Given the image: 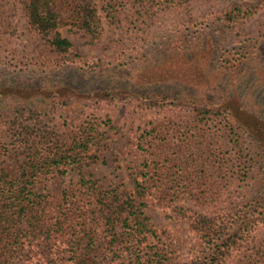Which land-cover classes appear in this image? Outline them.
<instances>
[{
	"label": "rangeland",
	"instance_id": "1",
	"mask_svg": "<svg viewBox=\"0 0 264 264\" xmlns=\"http://www.w3.org/2000/svg\"><path fill=\"white\" fill-rule=\"evenodd\" d=\"M232 7H243L242 14L223 19L221 12ZM1 10L7 23L0 24L5 35V40L0 39V119L9 116L12 122L24 114L27 126L42 121L40 136L45 132L48 142L89 139L90 153L98 159L65 166L64 173L55 169L37 176L33 189L43 195L49 213L60 212L68 199L87 210L84 217H91L87 231L104 235L105 219L97 202L93 206V194L81 185L82 176L103 190L135 192L130 172L142 163L141 133L147 130L150 137L153 127L188 130L196 125L192 142L211 143L217 151L213 159L234 161L236 169L220 183L210 178L196 201L189 195L169 206L148 200L145 214L152 232L144 242L146 260L141 261L191 264L202 253L203 241L185 216L190 209L215 216L234 206L247 222L257 217V237L264 238V0H119L114 10H102V32L96 39L75 26L59 28L71 41L72 53L87 58L79 64L64 62L63 55L53 52L48 37L27 26L21 3L0 0ZM55 58L62 64L51 66ZM204 110L216 111L211 114L214 120L203 121ZM239 121L245 125L242 145L256 141L258 155L261 152L255 162L248 160L247 150L238 154L234 148L232 135H237ZM7 128L0 127V134ZM11 131L9 144L19 143L20 130ZM30 132L32 140L37 135L33 128ZM212 153L204 157L206 162ZM17 154L36 155L34 150ZM6 155L14 152L8 149ZM173 155L188 164L193 158L181 146L169 157ZM238 155H243L240 162ZM211 171L215 167L208 166L207 172ZM151 191L157 194V189ZM53 229L60 236L61 230ZM60 241H52L55 249ZM113 247L101 254L91 252L90 263L133 264L125 244L119 241ZM69 249L65 260H60L61 255L53 260L76 264L69 259L76 248ZM34 256L29 264L42 263ZM249 257L245 256L248 264H264L258 255ZM234 258L231 255L222 264H236ZM3 260L9 264L10 258Z\"/></svg>",
	"mask_w": 264,
	"mask_h": 264
},
{
	"label": "trees",
	"instance_id": "2",
	"mask_svg": "<svg viewBox=\"0 0 264 264\" xmlns=\"http://www.w3.org/2000/svg\"><path fill=\"white\" fill-rule=\"evenodd\" d=\"M6 1L21 3L27 26L37 34L48 37L53 52L63 55L64 62H71V64L88 60L84 56L72 53L71 41L62 35L59 28L64 25L75 26L96 39L102 32V10L104 8L114 10L119 2V0ZM135 1L142 3L144 0ZM242 8L225 9L221 12L222 18L233 20L242 14ZM245 12H248V9ZM6 23V16L1 15L0 24ZM0 36L2 41L5 40L3 33L0 32ZM61 62L55 58L54 62L50 63L54 66L62 64ZM214 113H216L214 110H204L201 113L202 120H214L211 117ZM23 116L25 115L21 114L20 119H14L12 122L9 116L3 120L0 119V127L8 126L0 134V264H6L4 258L7 260L10 258L9 264H29L33 262L34 255H38V259L42 261L39 264H58L53 259L57 260L61 255L60 260H65L67 252H70V246L76 249L69 259L76 264H91L93 258L91 252L101 254L106 249H114L113 246L119 241L128 248L129 253L126 256L131 263L144 264L146 260L143 251L144 242L152 232L150 220L145 214L148 200L155 199L161 205L169 206L172 203L178 204L181 198L189 195L196 201L201 198L200 193L206 192L210 178L213 177L211 181L216 180L220 183L227 176V172L231 173L236 169L234 161L230 164L231 160L213 159L217 151L213 150L211 143L203 140L192 142L193 132L198 130L196 125L188 130L184 126L176 128L170 126L167 129L160 126L153 127L149 131L150 137H146L145 131L147 133L148 131L145 130L141 133L139 140V148L143 156L142 163L130 172L136 184L135 192L121 193L114 188L103 190L95 181L82 176L81 185L93 194L91 195V199L95 200L93 206L97 202L105 219L104 235H92L87 231L89 224L87 221L91 217H84L87 212L84 206L72 204L65 199L66 208L61 205L60 212L49 213L43 195L33 189L37 176L41 173L55 169L64 173L65 166L96 162L97 156L90 153L89 139L77 138L69 144L48 142L44 137L45 132L40 136L39 128L42 121L37 120L33 126H27V119H22ZM223 118L228 120V115L224 114ZM240 123L239 121V125L236 126L239 128L237 135H232L234 148L238 154H244L247 150L246 156L250 158L248 160L255 162L258 155L256 141H252V144L247 147L242 145L241 134L245 131V125ZM31 128L36 131L35 135L39 136V139L35 136L31 140L29 137L32 134ZM234 129L235 127H232V130ZM11 130L14 132L20 130L19 143L15 141L9 144V140H12ZM94 130V128L91 129L90 135ZM27 136L28 139L25 140ZM168 144L170 146H167ZM173 146L176 147L173 149ZM180 146L185 152L193 154L190 166L186 161L179 160L177 155L169 157L178 152ZM262 147H264L263 144ZM162 148L163 150H160ZM8 149L14 152L13 156L6 155ZM30 150H34L36 155L23 158L17 154ZM41 151L45 153L41 154ZM209 151L214 153L209 155V161L206 162L204 157L209 154ZM221 153L222 151L218 154ZM259 155H261L260 151ZM242 156L238 155L237 162L241 161ZM208 166L215 167L217 171L208 173ZM189 172L195 176H189ZM231 176L236 175L232 173ZM151 188L157 189L156 195H153ZM65 197L69 198L68 193ZM184 208L179 206L180 211ZM95 215H92L93 218ZM185 216L189 217L192 228L203 241L202 253L193 259L191 264H222L229 262L231 255L237 259L236 264H248L245 256L258 255L259 259L264 258V238L257 237L256 224L259 221L257 217L247 222L248 219L243 218L234 206L221 209L215 216H208L191 209ZM75 224H79V230H76ZM56 226L62 232L60 236H56L57 232H52L55 230L53 227ZM90 228H92L91 225ZM61 239L60 248L55 249L52 241ZM236 249L237 251L234 252ZM143 259L144 261H141Z\"/></svg>",
	"mask_w": 264,
	"mask_h": 264
}]
</instances>
